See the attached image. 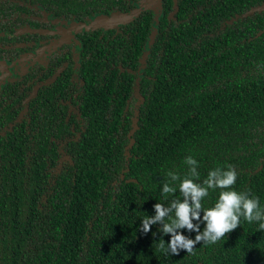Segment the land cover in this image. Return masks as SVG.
Here are the masks:
<instances>
[{"label": "trees", "instance_id": "16d2710c", "mask_svg": "<svg viewBox=\"0 0 264 264\" xmlns=\"http://www.w3.org/2000/svg\"><path fill=\"white\" fill-rule=\"evenodd\" d=\"M140 1L0 0V59L31 51L51 29L45 17L79 26L133 15ZM138 11L80 30L77 46L61 43L46 66L1 88L0 264H264V231L243 217L178 255L162 223L139 230L154 204L183 201V179L206 187L229 166L235 184L208 189L201 218L224 190L264 209V0ZM165 183L175 193L162 194Z\"/></svg>", "mask_w": 264, "mask_h": 264}, {"label": "clouds", "instance_id": "9594fccd", "mask_svg": "<svg viewBox=\"0 0 264 264\" xmlns=\"http://www.w3.org/2000/svg\"><path fill=\"white\" fill-rule=\"evenodd\" d=\"M191 165L190 174L198 177L196 171V160L188 157L185 161ZM237 172L229 166L228 171L219 169L211 171L208 179L204 181V185L193 182L192 179L185 178L179 184V190L184 199L181 202L175 199L170 206L165 207L163 204H154L155 217L149 218L148 215L141 221L140 231L147 234L150 232L152 225L162 223V231L164 235H170L171 239L168 243V249L173 255H178L182 249L191 253L197 243H216L224 238L227 233H231L240 226L241 217L247 222L259 223V229L264 231V209L260 208L259 198L251 196L250 193H238L234 190H224L219 194L218 202L214 207L203 210L201 218L202 204L201 201L208 195V189H230L235 184ZM172 181L179 178L178 175L169 173ZM176 189L170 187L168 183L163 185L162 194L175 193ZM174 213V216L172 215ZM165 217L169 222H165ZM196 221L197 223H193ZM204 225L201 231V225ZM179 229H187L189 233L195 232V238L178 232ZM160 247L163 249L164 244Z\"/></svg>", "mask_w": 264, "mask_h": 264}, {"label": "flooded vegetation", "instance_id": "af4514ba", "mask_svg": "<svg viewBox=\"0 0 264 264\" xmlns=\"http://www.w3.org/2000/svg\"><path fill=\"white\" fill-rule=\"evenodd\" d=\"M93 19H95V18H93ZM42 21L44 23L48 24L51 27V29H49L48 31L45 30V32L42 34L43 38L38 43H33V44L29 45V47L32 48L31 51H27L25 53H22L18 58H14L11 61H6V60L0 59V90L8 81H12L13 79H17V78L19 79L22 76H24L26 73L30 72L35 65L46 66V63L48 62V59H49L50 55L52 54V52L55 51L57 48H59L62 44H64L63 42H73L74 46H77L78 41L75 40V35L80 30H85V29H80L79 26H82V25L87 23L86 22L84 24H80L78 26V28H76L75 27L76 24L64 23L61 21H53L49 17L43 18ZM60 25H62L64 27H61ZM61 28H64L65 30H67V28H68L69 32H72L73 37L71 40L70 39L66 40V38L63 39V35L65 34V30L63 31ZM87 30H90V29H87ZM61 39H63L61 41L62 44L60 43L59 45H57ZM55 45H57V46L53 49V46H55ZM43 47L48 48V52H47L48 54L45 56V59H43L42 62L31 60L25 65V68H23V65L22 66L19 65V61L22 58L28 59L30 57H33L37 53V51ZM16 65L19 69L17 71V73H15L13 71H12L13 73L3 71V69L5 67H7V69L10 71ZM21 68H23L22 71H21Z\"/></svg>", "mask_w": 264, "mask_h": 264}, {"label": "rangeland", "instance_id": "374dc122", "mask_svg": "<svg viewBox=\"0 0 264 264\" xmlns=\"http://www.w3.org/2000/svg\"><path fill=\"white\" fill-rule=\"evenodd\" d=\"M158 4H159V0H141V1L139 2V4L137 5V7H138L137 10H140V9H147V8H154V9H156L157 6H158ZM64 25H65V24H64ZM60 26H61V27H64V26H62V25H60ZM75 27L78 28L77 25H75ZM93 27H94V19H92L91 21L87 22L86 24H84V25H82V26H79L80 29H85V30H87V29H92ZM61 29H62L63 31L65 30L64 28H61ZM72 37H73V36H72V32H69V30H68V28H67V30H65V34L63 35V39L66 38V40H68V39L71 40ZM63 39H61L57 45H59ZM57 45L53 46V49H54ZM47 52H48V48L43 47V48L39 49V50L37 51V53H36L33 57H30V58H28V59H27V58H22V59L19 61V65H21V66L23 65V68H25V65H26L29 61H31V60L42 62V60L45 59V56L48 54ZM19 65H18V66H19ZM23 68H21V71L23 70ZM18 70H19V69H18L17 65L14 66V68H12L10 71L7 69V67H5V68L3 69V71H6V72H12V71H13V72H15V73H17ZM13 72H12V73H13Z\"/></svg>", "mask_w": 264, "mask_h": 264}, {"label": "water", "instance_id": "95a60500", "mask_svg": "<svg viewBox=\"0 0 264 264\" xmlns=\"http://www.w3.org/2000/svg\"><path fill=\"white\" fill-rule=\"evenodd\" d=\"M158 6H159V4H158ZM138 12L139 11L136 10L133 15L113 14L111 17H104V16L97 17L94 19V27L92 29L97 28V27L110 28V27L115 26L117 24L127 22V21L131 20L133 17H135L138 14Z\"/></svg>", "mask_w": 264, "mask_h": 264}]
</instances>
